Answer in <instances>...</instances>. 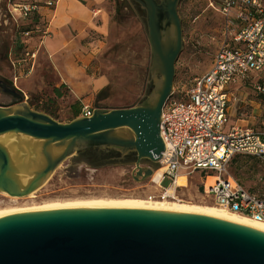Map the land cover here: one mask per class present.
I'll return each mask as SVG.
<instances>
[{
	"label": "rangeland",
	"instance_id": "374dc122",
	"mask_svg": "<svg viewBox=\"0 0 264 264\" xmlns=\"http://www.w3.org/2000/svg\"><path fill=\"white\" fill-rule=\"evenodd\" d=\"M211 1L218 7L220 0ZM211 1L181 0L178 4L183 38V48L175 64L174 87L178 91L189 89L195 78L212 67L217 46L210 37L218 32L221 17L210 6ZM3 6L4 0H0V54H4L3 58L0 55V80L10 83L23 96L22 102L10 111H21L22 103H26L31 111L67 124L73 121L78 108L81 112L84 107L114 110L154 102L159 79L155 75L146 13L139 3L132 0H63L57 19L37 54L34 69L17 82L14 77L24 70L19 69L18 62L39 42L33 39L26 44L13 28L5 27ZM254 85H264V72L253 74L251 83L230 85L229 92L242 101L237 106L230 102L233 122L253 127L261 124L264 92L255 90ZM13 101L0 91V103L11 105ZM110 136L131 139L133 134L121 129ZM1 138L5 141H0V145L7 149L16 165L38 159L37 170L45 166L44 142L17 134ZM57 147L49 145L46 150L53 148L57 154L60 152ZM128 156L95 163L90 153L74 155L51 173L33 198L11 203L0 193V207L89 199H148L156 187H152L151 177L137 176L135 155L132 159ZM140 167L155 171L160 164L142 160ZM27 168L19 173L25 181L33 174L30 166ZM229 173L247 189L264 196V163L259 159L237 156ZM170 182L166 179L163 186ZM201 183L200 173H196L189 178V186L179 188L176 196L193 205L214 204L201 193Z\"/></svg>",
	"mask_w": 264,
	"mask_h": 264
},
{
	"label": "water",
	"instance_id": "95a60500",
	"mask_svg": "<svg viewBox=\"0 0 264 264\" xmlns=\"http://www.w3.org/2000/svg\"><path fill=\"white\" fill-rule=\"evenodd\" d=\"M146 13V26L159 82L153 103L97 109L90 118L62 124L46 114L10 111L0 104V136L17 134L44 142L39 160L15 164L0 145V193L26 197L39 189L67 158L90 148L135 155L137 176L151 177L142 160L159 163L165 149L162 111L174 88L175 64L183 48L178 15L181 0H132ZM153 97V96H152ZM127 129L131 139L111 137ZM2 139V138H1ZM58 146L46 150L47 146ZM33 170L25 181L22 171ZM0 264H264V229L186 211L128 207L62 209L0 218Z\"/></svg>",
	"mask_w": 264,
	"mask_h": 264
},
{
	"label": "built area",
	"instance_id": "2783aa9c",
	"mask_svg": "<svg viewBox=\"0 0 264 264\" xmlns=\"http://www.w3.org/2000/svg\"><path fill=\"white\" fill-rule=\"evenodd\" d=\"M59 1L4 0L3 25L13 28L26 44L34 38L39 42L18 62L19 69L24 70L14 81L27 77L34 69ZM210 6L221 17L218 32L210 37L217 53L206 74L195 78L187 90L174 87L165 104L160 124L165 149L159 161L164 173L147 198L173 200L175 196L168 193V188L175 185L177 176L183 173L191 178L200 173L205 198L230 212L264 223V196L247 189L229 173L236 156H252L264 163V112L258 127L233 122L229 112L231 101L236 106L242 102L229 92L230 85L251 83L253 74L264 72V0H220L218 7L212 1ZM254 86L264 92V85ZM94 111L84 107L80 115L90 118ZM212 176L217 179L207 187L206 181ZM166 179L171 182L164 187Z\"/></svg>",
	"mask_w": 264,
	"mask_h": 264
},
{
	"label": "bare ground",
	"instance_id": "6f19581e",
	"mask_svg": "<svg viewBox=\"0 0 264 264\" xmlns=\"http://www.w3.org/2000/svg\"><path fill=\"white\" fill-rule=\"evenodd\" d=\"M1 142H4L5 139H0ZM164 173V168L160 167L156 169L151 178L150 183L152 187H156V184H159ZM216 177H209L206 181V186L209 187L212 185ZM189 186V178L187 175L181 173L176 178V183L173 187L168 188V193L174 195L173 200H149L141 198H125V199H89V200H72V201H62V202H49L43 204H26V205H10L6 207H0V218L12 217L19 215H27L32 213H38L43 211H53V210H62V209H103V208H114V207H128L135 209H144V210H156V211H186V212H199L219 218H223L235 223L258 227L264 229V223H257L251 219L241 216L239 214L230 212L220 206L215 204L207 205H193L190 203H185L178 199L176 196V188H183ZM36 192H32L30 195L25 198L9 196L6 193L2 195L7 197L11 203H16L21 200L31 199L34 197ZM175 193V194H174Z\"/></svg>",
	"mask_w": 264,
	"mask_h": 264
},
{
	"label": "flooded vegetation",
	"instance_id": "af4514ba",
	"mask_svg": "<svg viewBox=\"0 0 264 264\" xmlns=\"http://www.w3.org/2000/svg\"><path fill=\"white\" fill-rule=\"evenodd\" d=\"M157 1H160V0H157ZM0 55L3 58L4 54L1 53ZM0 91L4 95H8V96L13 98L14 101L12 102V104L18 103L20 101L18 99L17 95L18 94L22 95V94L20 93V91L18 89L12 87V85L10 83H7L5 81L0 80ZM0 104H2V103H0ZM3 105H5V104H3ZM83 153H90L92 155L93 159L96 160L95 163L103 162L105 160H116V159H118V157L121 156V154L116 152V151H113V150L107 151V150H102V149H98V148H90L88 150L81 152L80 154H83ZM133 157H134L133 154H129V156L127 158L132 159Z\"/></svg>",
	"mask_w": 264,
	"mask_h": 264
},
{
	"label": "trees",
	"instance_id": "16d2710c",
	"mask_svg": "<svg viewBox=\"0 0 264 264\" xmlns=\"http://www.w3.org/2000/svg\"><path fill=\"white\" fill-rule=\"evenodd\" d=\"M80 114H81V108L75 109L73 120L77 119V118L80 116ZM236 157H237V156H236ZM236 157H235V158H236ZM235 158H234V159H235ZM234 159H233V160H234ZM232 163H233V161H232ZM232 163H231V164H232ZM157 169H158V168H157Z\"/></svg>",
	"mask_w": 264,
	"mask_h": 264
},
{
	"label": "crops",
	"instance_id": "0c3cea01",
	"mask_svg": "<svg viewBox=\"0 0 264 264\" xmlns=\"http://www.w3.org/2000/svg\"><path fill=\"white\" fill-rule=\"evenodd\" d=\"M62 1L63 0H60L59 1V5H58V7H57V14H56V18L54 19V23H55V21H56V19H57V16H58V13H59V9H60V5H61V3H62ZM54 23H53V25H54ZM52 25V26H53ZM52 28V27H51ZM34 39H36V38H34ZM46 39V38H45ZM45 39H44V43H45ZM37 40V39H36ZM38 41V40H37ZM44 45V44H43ZM43 47V46H42ZM41 50V49H40ZM40 52V51H39Z\"/></svg>",
	"mask_w": 264,
	"mask_h": 264
}]
</instances>
